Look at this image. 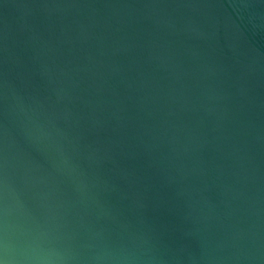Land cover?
Listing matches in <instances>:
<instances>
[{"label":"water","instance_id":"obj_1","mask_svg":"<svg viewBox=\"0 0 264 264\" xmlns=\"http://www.w3.org/2000/svg\"><path fill=\"white\" fill-rule=\"evenodd\" d=\"M10 236L145 264H264V0H0Z\"/></svg>","mask_w":264,"mask_h":264},{"label":"clouds","instance_id":"obj_2","mask_svg":"<svg viewBox=\"0 0 264 264\" xmlns=\"http://www.w3.org/2000/svg\"><path fill=\"white\" fill-rule=\"evenodd\" d=\"M8 207L0 193V264H145L143 254L126 244L106 243L94 255L85 257L78 250L69 249L66 254L54 252L41 235L30 229H21L10 236L7 223ZM154 255L148 264H166L153 248Z\"/></svg>","mask_w":264,"mask_h":264}]
</instances>
